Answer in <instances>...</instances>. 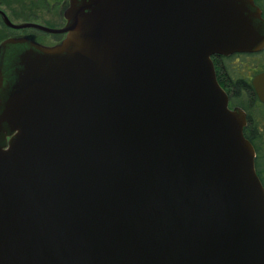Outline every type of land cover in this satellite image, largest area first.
<instances>
[{"label":"water","instance_id":"water-1","mask_svg":"<svg viewBox=\"0 0 264 264\" xmlns=\"http://www.w3.org/2000/svg\"><path fill=\"white\" fill-rule=\"evenodd\" d=\"M0 42V264H264V187L213 55L253 0H69ZM264 103V72L251 81Z\"/></svg>","mask_w":264,"mask_h":264},{"label":"flooded vegetation","instance_id":"flooded-vegetation-1","mask_svg":"<svg viewBox=\"0 0 264 264\" xmlns=\"http://www.w3.org/2000/svg\"><path fill=\"white\" fill-rule=\"evenodd\" d=\"M253 2L260 9V15L264 20V0H253ZM68 4L69 0H0V10L3 11L8 19L14 24L30 22L49 28H61L66 23L64 12L67 9ZM0 28H4L5 30H2V39H0V42L10 37H24L45 46H52L60 43L65 37L64 33H49L34 27L20 29L9 27L4 23L1 14ZM226 58H228V60ZM214 59H217L220 68L225 69L227 66L230 73L228 74L227 71H224L225 75L218 77L219 74L217 73ZM250 59L253 60V66L252 64H249ZM212 61L217 80L228 95L229 107H238L245 111L247 126L251 115L238 103V100H235L236 98L234 99L233 94H238L236 92L239 91L236 83L243 82L251 86L253 94L256 96L259 103L264 106V103L258 99L251 84L252 78L256 74L264 72V47L256 52H235L227 56L213 55ZM220 80L228 85L229 88H225ZM234 101H236V103H234Z\"/></svg>","mask_w":264,"mask_h":264},{"label":"trees","instance_id":"trees-1","mask_svg":"<svg viewBox=\"0 0 264 264\" xmlns=\"http://www.w3.org/2000/svg\"><path fill=\"white\" fill-rule=\"evenodd\" d=\"M0 39H2L0 33ZM228 60V58H226ZM215 67L218 77L224 76L225 72L230 73L229 68L226 66L225 69L220 68L217 59H214ZM222 84L224 82L220 80ZM239 91L238 94H233L234 99L244 107V109L251 115L248 125L244 128V135L252 143L255 149V169L256 173L264 187V106L260 104L256 96L252 92L250 85L243 82L236 83ZM235 85V86H236ZM225 88H229L228 85L224 84ZM234 101V103H236Z\"/></svg>","mask_w":264,"mask_h":264},{"label":"rangeland","instance_id":"rangeland-1","mask_svg":"<svg viewBox=\"0 0 264 264\" xmlns=\"http://www.w3.org/2000/svg\"><path fill=\"white\" fill-rule=\"evenodd\" d=\"M2 30H4V28H0V33H2ZM4 31H5V30H4ZM250 62H251V63H250ZM250 62H249V64H252L253 60L250 59ZM254 63H256V62H254ZM252 66H253V64H252Z\"/></svg>","mask_w":264,"mask_h":264}]
</instances>
